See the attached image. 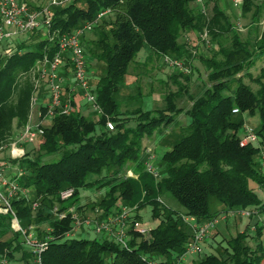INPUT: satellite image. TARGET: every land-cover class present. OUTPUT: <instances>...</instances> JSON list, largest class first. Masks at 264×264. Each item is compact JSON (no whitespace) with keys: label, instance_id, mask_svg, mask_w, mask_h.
Listing matches in <instances>:
<instances>
[{"label":"trees","instance_id":"16d2710c","mask_svg":"<svg viewBox=\"0 0 264 264\" xmlns=\"http://www.w3.org/2000/svg\"><path fill=\"white\" fill-rule=\"evenodd\" d=\"M193 3L68 0L51 8L49 26L38 28L45 29L47 34H35V41L29 44L22 39L8 47V52L3 48L0 146L6 149L29 120L37 62L45 54H55L57 35L70 33L109 9L110 19L104 15L89 31L93 37L86 38L85 34L81 38L87 69L92 61L102 64L99 71L94 70L98 74L94 91L102 113L84 114L76 106L67 83L63 96L68 93L71 97V111L54 114L36 142H25L22 157L8 156L13 165L23 170L18 181L27 188L28 195L31 193V197L12 200L21 225L35 226L40 236L46 225L53 228L55 238L41 253L42 264H175L194 236V228L185 216L203 223L231 209L249 206H256L257 210L249 218L264 213V198L251 186L254 182L264 192V68L256 77L251 71L257 59L264 56V29L258 32L264 0H244L242 5L245 13L252 11L253 29L257 32L254 41L242 37L217 0L211 10L208 7L207 14ZM205 29L218 48L212 55L199 54L208 68L209 81L201 91L192 94L187 85L178 81V91L165 94L163 107L120 110L115 96L129 65L143 47L158 56L189 60L194 53L183 34L202 33ZM246 76L258 87L246 82ZM185 77L189 80L191 76ZM182 93H188L192 100L186 110L190 121L181 128L177 139L165 144L156 155L154 165L159 177H155L145 167L148 153L142 141L175 122L176 115L184 110L177 105ZM235 108L239 112L235 113ZM245 113L259 116L255 131L260 145L240 144ZM108 120L113 122V129L106 127ZM53 154L57 158L44 160ZM128 170L132 175L127 174ZM86 186L105 190L98 201L91 203L92 208L99 209V218L125 206L135 207L133 217L140 219L138 212L149 205L151 217L158 223L145 236L132 231L128 248L108 237H64L71 227L70 213L58 220L53 210H65L71 205L79 209V189ZM66 187H73L74 195L61 200L59 192ZM165 196L175 199L181 208L166 204L162 199ZM211 198L223 206L214 211ZM33 202H37L36 208L32 207ZM253 226L254 231L247 227L228 239L227 244L221 243L215 252L191 264H264V223L257 219ZM18 252L22 264H36L34 252L23 245L20 234L11 228L10 215L0 213V255L10 262Z\"/></svg>","mask_w":264,"mask_h":264},{"label":"built area","instance_id":"2783aa9c","mask_svg":"<svg viewBox=\"0 0 264 264\" xmlns=\"http://www.w3.org/2000/svg\"><path fill=\"white\" fill-rule=\"evenodd\" d=\"M63 1L67 0H51L47 5L33 11L28 7L26 0H0V54L4 48V42L8 43L16 35L38 29L41 26H49L52 18L51 8L62 4ZM233 1L237 7H242L244 2V0ZM193 2L200 7L203 13L207 14L209 12L207 0H193ZM108 11L109 9L100 11L93 20L84 22L70 33L57 35V51L55 54L52 56L45 54L37 62L35 68L37 78L35 80V90L31 97L30 117L7 146L10 158L18 159L25 154L24 143H32L37 140V137L43 132L45 120L51 119L56 113L67 114L71 111V97L68 95V98H64L63 96L64 86L67 81L70 85V93L75 95V92H79L85 105L96 113H102L101 107L96 100L94 87L89 82L87 60L81 44V38L91 31ZM49 37L51 39L53 35ZM200 37L210 45L211 39L207 29L200 33ZM5 47L8 52L10 49L8 46ZM194 52L196 53V50ZM163 60L171 68H179L186 73L190 72V69L185 66V62L182 59L163 56ZM42 84L45 85V93L40 98L36 93ZM41 101L45 102L41 103ZM37 103L38 107L35 116L34 108ZM234 112H239V108H235ZM106 127L113 129V122L108 120ZM240 144L242 146L248 144L260 145L259 136L254 128L244 125ZM3 148V146H0V149ZM261 148L263 149L262 163L264 164V145H261ZM146 152L148 153L145 162L147 171L155 177H159V172L154 165L155 154L149 148H146ZM22 174L23 170L21 168H16L14 173L8 174L4 168L0 167V213L10 215L11 228L20 234L23 245L34 252L36 264H42L41 253L55 237L52 234L53 228L49 225L44 227L43 236L39 235L35 226L24 227L21 225L13 208L12 200L21 196L29 197L27 188L21 186L18 181ZM128 175H132V173L128 172ZM74 191L73 187H66L59 192V198L61 200L70 199L74 195ZM32 207L36 208L37 202H33ZM53 211L58 220L64 219L67 213H70L71 227L64 233L66 238L74 237L79 232L93 231L96 234H103V236L112 238L120 246L128 248V240L132 231L145 236L151 229V227L143 226L138 219L133 217L135 215V207L123 206L119 210L101 218L98 217V214L83 216L75 205H71L65 210L58 211L54 209ZM97 211L98 209L96 208ZM256 211V206L231 209L203 223H199L193 216H185V219L194 228V236L188 244L185 254L175 264H182V258L186 254L200 253L202 245L219 220L230 216L249 218ZM0 264H9V261L5 256L0 255Z\"/></svg>","mask_w":264,"mask_h":264},{"label":"rangeland","instance_id":"374dc122","mask_svg":"<svg viewBox=\"0 0 264 264\" xmlns=\"http://www.w3.org/2000/svg\"><path fill=\"white\" fill-rule=\"evenodd\" d=\"M51 0H26L30 10H38L40 7L47 5ZM68 1V0H67ZM67 1H63L62 4ZM221 7L225 9L226 13L232 20L233 24L241 32L243 38H248L254 41L257 32L253 29L252 24V11L245 13L242 7H237L234 4L233 0H217ZM208 7L211 10L214 0L207 2ZM194 4V3H193ZM111 15H105V19H110ZM264 29V13L262 19L258 24V32L261 33ZM201 32L189 31L183 34L182 38L186 40L188 46L193 50V55L189 60H185V66L190 69V72H183V75L178 74V69H173L168 66L164 60L163 56H158L150 51L148 47H143L137 54V57L134 62L129 65L128 73L125 77V80L120 85L119 92L116 94V99L119 101L120 110L123 112L132 111L137 107H142L143 109H155L161 108L164 106V96L169 91H178L179 82L187 85L188 89L192 94L198 93L201 91L204 83H208V68L200 60L199 54L203 53L205 55H212L214 51L217 50L218 45L211 40L210 45L203 41L200 37ZM35 34L45 35L47 32L45 29H35L26 33L18 34L8 43L4 42V47L8 46L10 48L14 47L20 40L24 39L25 43H32L35 41ZM34 35V36H33ZM37 37V36H36ZM93 37L92 32L86 33V38ZM196 50V53L194 52ZM102 64L96 61L90 63V68L88 69L89 82L94 87V83L98 78V74L94 70L99 71V68ZM264 68V56H261L257 59V62L251 71L254 77L258 76L261 72V69ZM177 73V74H176ZM189 74L191 77L188 80L185 76ZM245 81L250 83L254 88L258 87V84L250 80L249 77H245ZM70 91V90H69ZM45 93V85H40L38 88L37 96L42 98ZM74 102L77 105L79 102H83L79 92H75L73 96ZM68 98V93L66 97ZM192 100L188 93H182L177 99V105L182 107L184 110L182 113L176 115L175 122L171 123L165 128H162L161 132H156L153 136L149 138H144L142 141L143 148H149L150 151L156 155H159L163 151L165 144L170 145L173 141L177 139L181 132V128L186 126L190 118L186 114V110L191 106ZM38 103L34 108V113H37ZM79 109L81 106H78ZM81 110V109H80ZM88 110V109H87ZM86 115H92L93 111H82ZM245 124L256 129L260 124V119L258 115H249L248 113L244 114ZM46 121V122H45ZM45 124L50 123V119L45 120ZM129 123H133L130 120ZM36 142V141H35ZM25 144V143H24ZM25 146V145H24ZM29 147V146H28ZM7 149V148H6ZM6 149H0V167L3 168L6 165H12L10 159L8 158L9 152ZM145 153H147L145 151ZM10 157V156H9ZM51 158H57V154L49 155L44 157V160H50ZM6 162V164H4ZM18 168V167H14ZM131 172V170L127 171ZM132 173V172H131ZM91 179H95L96 176H91ZM251 186L258 187L251 183ZM104 188H93V187H82L79 189V194L77 197L76 203L82 204L79 207V210L83 216L99 214V209L97 207L92 208L91 203L99 200L104 194ZM29 197L31 193L29 192ZM163 201L176 208H181L178 202L170 196L162 197ZM120 201H118L119 203ZM96 204V203H95ZM76 206V205H75ZM223 205L217 201L215 198H211V207L214 211L220 209ZM96 208L98 211L96 212ZM138 215L140 216L139 222L143 226L151 227L158 223L157 220L151 217V207L148 205L142 208ZM74 237H86V238H103V234H96L93 231H83L74 235ZM220 240V239H219ZM221 241L220 243H222ZM250 242L254 245V240L250 239ZM224 245V244H223ZM219 247V246H218ZM211 253L209 249H204L199 255L195 256V259L201 258L206 254ZM20 252L15 254V259L10 261L9 264H22L18 260L20 257ZM191 255L187 256L185 259L186 264H191Z\"/></svg>","mask_w":264,"mask_h":264},{"label":"crops","instance_id":"0c3cea01","mask_svg":"<svg viewBox=\"0 0 264 264\" xmlns=\"http://www.w3.org/2000/svg\"><path fill=\"white\" fill-rule=\"evenodd\" d=\"M67 83H69V82L67 81L65 83V85ZM43 102H45V101H41V103H43ZM76 106L77 107L81 106L80 109H81V111H84V112L91 110L87 105H85L84 101L79 102ZM50 121H51V119H50ZM4 164H6V162H4ZM14 167H17V166L13 165V164L12 165L8 164L4 167V169L9 174V173L15 172L16 168H14ZM255 191L259 194V196L261 198H264V192L260 187H256ZM79 205H82V204H79ZM257 219H259L262 223H264V213H261L258 216H255L253 218H245V217H241V216H237V217H231L230 216L226 219L219 220L216 227L212 230V232L209 234V236L205 240L204 244L202 245L201 252L204 249H209L211 252H215L217 247L221 244L220 243L221 241H223L222 244H224V245L227 244L228 239H230L232 236L236 235L238 232L244 231L247 227H249L251 231H254L255 227L253 226V224ZM154 226L155 225L151 226V228H153ZM104 237H106V236H104ZM200 253H198V254H191V253L186 254L182 258V264H186L184 262H185V259L187 256L191 255V258H192L191 260H195V256L199 255Z\"/></svg>","mask_w":264,"mask_h":264}]
</instances>
